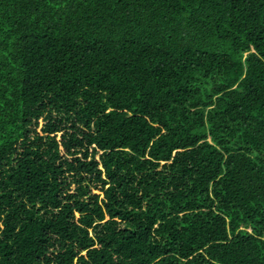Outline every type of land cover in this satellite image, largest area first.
<instances>
[{
    "label": "trees",
    "instance_id": "trees-1",
    "mask_svg": "<svg viewBox=\"0 0 264 264\" xmlns=\"http://www.w3.org/2000/svg\"><path fill=\"white\" fill-rule=\"evenodd\" d=\"M0 264H264V0H0Z\"/></svg>",
    "mask_w": 264,
    "mask_h": 264
},
{
    "label": "rangeland",
    "instance_id": "rangeland-1",
    "mask_svg": "<svg viewBox=\"0 0 264 264\" xmlns=\"http://www.w3.org/2000/svg\"><path fill=\"white\" fill-rule=\"evenodd\" d=\"M99 192V191H98ZM245 230L248 232V233H252L253 232V228L251 226H248V227H245Z\"/></svg>",
    "mask_w": 264,
    "mask_h": 264
}]
</instances>
